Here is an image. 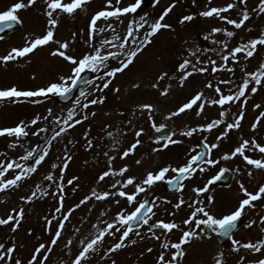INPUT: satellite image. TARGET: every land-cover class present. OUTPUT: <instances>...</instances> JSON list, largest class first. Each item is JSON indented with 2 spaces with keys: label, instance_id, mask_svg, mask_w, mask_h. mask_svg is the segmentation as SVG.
Listing matches in <instances>:
<instances>
[{
  "label": "snow or ice",
  "instance_id": "1",
  "mask_svg": "<svg viewBox=\"0 0 264 264\" xmlns=\"http://www.w3.org/2000/svg\"><path fill=\"white\" fill-rule=\"evenodd\" d=\"M40 2L44 9V15L47 19V28L45 34L32 39L26 38L25 46L21 48H12L11 51H9L6 55L0 57V63L6 65L11 61H16L26 57L30 58V55L34 54L38 48L56 44L58 47L55 50H52L50 55L52 57H59L72 65L70 74L67 76L61 75L59 77V82L50 83L48 86L39 88L37 90H18L15 86L5 90H0V101H12L15 103L19 101L20 98L27 99L33 97H50L55 95L65 101H70L71 107L67 109L64 115L57 116L52 120H49V118L53 116V111L52 109H48V114L43 118L36 116L31 120L30 123L20 121V123L15 127L0 129V137H15L16 140L19 141L23 137H27L29 135V132L27 131L29 127L37 125L43 119L48 120L49 124L55 126L53 132L51 133V139L48 141L49 146H51V142L56 140L57 137H60L61 135L67 133L69 129H73L77 125L82 124L85 120H88L89 114L85 110L89 109L91 106L103 104L105 101V97L103 95H97V93H104L106 89H109L117 75L125 72V70H127L134 63L135 59L144 50V48L152 42L153 36H155L162 29L171 28V25L163 23V21L165 17H167L169 13L172 12L173 8L175 7V3L168 6L159 16V18L153 23L148 22L146 15H141L139 16L138 20L133 18L129 21L126 33L123 37L116 33L110 39L103 38L97 40V37L101 36V34L105 33L106 31L111 30L113 33L116 32L115 27L112 24H106V27H97L98 21L103 20L107 22L110 20V18L119 20L121 16L130 13L135 14L139 9H141L143 3V0H136L135 3L129 5L128 7L120 8L118 6L114 7L112 5V0H106V10L96 12L92 16L89 23V39L87 41V45L90 51L81 57H77L69 51V41L61 42L54 39V35L60 23L61 14L71 17L76 14L78 10L83 12L86 6L91 3V0H67V2L66 0H40ZM120 2L121 0H116L117 5H119ZM209 2H211V0H209ZM238 2L241 5L247 4V0H238ZM37 3L38 0H27V3H25L24 0H20V2L15 3L8 10L0 13V33H4L6 30L12 29L16 25L22 23L17 13L20 10L30 8ZM155 3L158 4L159 0H155ZM235 7L236 4L234 3H230L223 8L213 7L209 10L200 12V16L212 17L215 15L218 18L225 20L227 24L233 25L236 29H240L244 26L245 22L249 20V14L246 10L241 11V17L239 21L221 16V13L228 12ZM259 9L261 12H264V0H260ZM193 19L194 17L192 15H185L180 20V23L183 24L186 21L191 22ZM146 25L147 30L141 36L140 30L145 29ZM212 32H223L227 37H233L235 35L234 32L221 28H215L212 30ZM209 38L210 36H205V39ZM3 39L4 36L0 35V40ZM220 43L224 49L228 48L226 42L221 41ZM258 45L264 46V35L246 43H242L241 45L231 49L228 54L222 55L221 59L223 63L219 67H213L212 71L215 72L226 70L228 72H233L234 69L228 67L229 58L231 57L233 60H236L237 54L240 53H243L246 59L251 58L254 55ZM198 51L199 49L196 50V52ZM196 52H192L191 56L195 57ZM112 61L115 62V66H112L110 63ZM211 63L214 66L216 65V61L214 60L211 61ZM199 64H202L199 59H196L195 62H193L192 59H184L181 63H179L177 67V74L179 77L178 84L180 87H183L185 81H187L190 77L209 71V69L206 67H197ZM86 72L94 73L95 77L93 79L87 78L84 75ZM246 75L248 78L244 79L242 83L237 86V91L228 95H225L222 92L219 84L215 86L212 83L206 84V88L213 89V91L218 94V98L211 99L208 101V103L210 105L220 106L222 109L219 114L221 118L214 119L204 126L182 131L179 133V135L182 137H192L193 134L197 132H211L213 129L224 125L223 131L216 137V140L220 141L227 137L231 130L239 129L241 127V121L244 119L243 110L238 113L237 118L234 119L232 123H226L225 118H229L231 113L225 108V106L228 105L231 107V105L239 101L241 97H245L247 91L255 93L257 91L256 86L264 85V64H261L256 72L246 73ZM168 76L169 73L167 72L161 73L158 76L156 83H153L151 87L154 89L159 88L160 82L164 81ZM231 83V80L220 81V84L223 85H229ZM250 84L253 85L251 88H249ZM133 87L139 88V84H134ZM170 88L171 85H168L160 92V94L162 96H167L169 94ZM89 89H91V91H89ZM113 91L118 93L120 89L114 88ZM204 96L205 93L197 92L188 102L183 103L176 110L170 111L169 114L165 116V120L171 121L173 118H178L182 114L186 113V111L192 110L194 106L199 107L200 111L196 114L200 115L204 108V104L200 102L204 99ZM241 103L246 104L247 101L244 100L241 101ZM255 107L259 108L260 105L257 104ZM139 111L142 114L146 113L147 120L150 122L151 128L154 129L156 133H161V135L158 136L154 141L156 144L161 145V147L153 148L154 152L167 149L170 145H178L183 143L182 140L173 138L176 136L175 132H172L171 135L163 133V129L166 127V125H156L154 120L155 107L152 104L140 105ZM91 115L95 116L96 113L92 112ZM261 116L264 117V112L261 113ZM259 123L260 120L257 119L256 123L252 125L253 130L256 129ZM129 124H131V121H129ZM46 132H48V128L41 127L31 134L34 136H39L41 133ZM143 132V128H140L134 132V136L136 137L135 143L131 144L126 150L122 152L121 159L135 153V150L141 144L139 137L143 134ZM109 135L112 134L109 133ZM206 140L207 138L205 137V141ZM69 143H71V141H69ZM88 146L89 148L92 147L91 140L88 141ZM9 147L15 148L17 147V144L12 143L9 145ZM197 147H199V145ZM203 147L207 149V153L204 151H198L197 148H193L190 151L195 154L190 155L187 162L181 166L173 167L168 165L160 168L156 172L148 171L145 177L139 183H137L136 178L132 176H129L127 179L122 181H113L111 183V188L115 189V191L97 193L95 190H93L91 195L86 196L80 201V203L76 204L67 212H64L63 193L65 185L62 183L63 173L66 171L68 167V161L71 159L70 156H67L66 158H62L64 160L62 164L52 165V169H61L59 182L54 180L53 173H49L44 177L45 181L50 182L47 187L42 189L40 184H37L35 185V191H32L28 196L21 197V199L24 200L25 203H31L33 198H37V193H40V196H47L49 195L48 188L52 187V182H55L56 187L51 195L58 199L59 206L55 211L57 213H61V216L57 217L53 215L51 220L47 219V217L45 218L46 223L49 226L52 224L53 220L57 221V230L55 231L54 237L50 241L51 246H55L57 241L60 240L61 234L65 227V222L70 220L73 212L93 199L96 201H105L109 199V197H121L125 199L127 204L136 205L134 210L131 212H128L127 209H125L117 213L116 217L113 218L111 223L104 221L103 223L105 224V227L103 229H99L98 225L94 224L93 227L98 228V235H95L94 238L88 240L87 243H85L87 238L80 241V243L84 246L78 252V255H76L75 258L71 260V264H87V261L89 260V253L97 252V246L103 243L106 236L115 237L117 233H119V241L108 248L106 252V255L110 256L111 253H115L128 246L125 241L129 240L130 234L140 237L141 233L138 229L144 226H148L147 231L152 233L153 237L156 239H159L160 237L156 235L154 229H163L168 232H172L174 229H176L182 232L179 242L171 243L170 245L164 243L161 245V247L164 249H174L175 251L171 252V258L168 260H165V255L161 253V255L158 257L157 264H179V260L182 259L186 254L183 246L191 243L192 240H199L205 236H208V232L206 230H210L211 233L219 237H226L230 239L232 245L234 246V250L237 252L239 251L240 247L254 253L261 252V250L264 249V240L258 241L257 243L248 242L241 244L239 240L233 238V233L238 228L239 222L245 215V209L254 208L255 204L253 202L260 200L262 196H264V185L260 186L257 192L252 193L249 192L247 188H245V186L241 183L239 187L246 198L240 201L239 206L234 211L228 214H222L220 216L214 214L211 208L206 207L205 201L203 200L196 201L195 203H188L181 197L179 202L175 204L174 207L179 209L182 205L187 203V206L192 209L189 217L183 220V225L190 226L188 227V230H183L181 226L175 222L165 223L164 221L160 220L152 224L149 223L156 215L154 208L158 207V205H156L155 201H150L147 198L138 199V197H141V194H145L146 196L152 187L158 182H166L167 184L171 185L176 192H182L185 187V181L193 179L197 171L202 173L208 170L205 165L216 167L220 164L221 160H231L237 155L242 157L243 160L246 161L247 165L253 166L256 169L264 170V159H254L245 154L246 150L257 151L260 154H264V146L257 143L254 138L251 140L241 141L239 146L236 147L230 154H224L219 159L209 158L212 150L219 147L218 143H212L209 145L205 142ZM0 155L4 154L0 153ZM48 155L49 152L47 149L37 153L36 148H33L31 150H27L25 155L19 157L20 161H31V163L27 165L16 160H12L7 163L0 162V192H6L9 189L18 187L20 181L28 179L30 174L37 172L38 167L42 165ZM104 155L107 156L108 153H104ZM112 159H115V157H111L109 159V165L111 164ZM136 164H141V161L136 160ZM9 170L14 172V176L11 179H6L5 177ZM128 171L129 169L126 166L120 168L118 171H113L109 167L108 170L99 175L98 182H102L105 180V178L114 176L124 177ZM228 171H230V169L221 168L216 175L212 176L208 180L207 184L203 188L194 189V191H198L200 193L208 192L210 186L220 181ZM169 173H172V176H169ZM248 175L251 176L252 173L249 172ZM77 179L78 177H74L73 179L68 180L67 183L71 185L74 183V180ZM129 186H132L133 188L131 193L127 191ZM75 190L76 189L74 188L73 191ZM166 202L171 203L170 201ZM115 203L119 204L120 200L116 199ZM206 204H214V198L208 197ZM12 213H14V215ZM24 215L25 213L23 208H20L19 210L13 208L7 218H0V225L11 224V231L15 233L19 228ZM103 215H105V213H101V216ZM255 223L256 221L253 220L250 223L244 225V227L251 228ZM260 223L264 224V217H261ZM48 230H50V228ZM76 231L79 232L80 230L76 229ZM262 231H264V229H262ZM208 238H210V236H208ZM71 243V240L67 242L68 245H71ZM130 243L134 245L136 240H131ZM51 246L40 244L34 250L31 259L28 261V264H37L38 257L40 258V264H45L48 259V255L45 254L41 256V253H51ZM15 250L16 246L14 244L5 249V244L0 243V262H3V264H9V262L12 260V254L15 252ZM147 251L150 253L152 252V249L149 248ZM214 259L215 264H225L223 252L219 253ZM243 259L244 258L241 259L240 264H243ZM15 264H22V261L17 259ZM112 264H115L114 260L112 261ZM255 264H264V259L256 261Z\"/></svg>",
  "mask_w": 264,
  "mask_h": 264
},
{
  "label": "rangeland",
  "instance_id": "2",
  "mask_svg": "<svg viewBox=\"0 0 264 264\" xmlns=\"http://www.w3.org/2000/svg\"><path fill=\"white\" fill-rule=\"evenodd\" d=\"M104 0H91V3L87 6L89 7V13L87 14L86 18L80 23V26L84 27V32L80 35L83 37L84 42L87 44V41L89 39V33L86 28L87 22H89L92 18V16L98 12L101 11L104 7H101V4ZM217 0H159V3L156 4L155 1L152 5V7L146 11L141 12L137 16L134 14H128L122 16L119 20L115 21V30L116 32L113 33L111 30L106 31L105 33L101 34V36L97 37V40L103 39V38H111L113 35L118 33L120 36H124L125 32L127 30L128 23L131 19H139V16L146 15L147 20L149 23L155 22L159 16L163 13V11L170 6L171 4L175 3V7L173 8L172 12L169 13L167 17H165L163 23L171 25V28L175 29V26L173 24L174 19L177 23H180V20L185 15H191L190 12L193 13V15L197 12L198 16H200V12L209 10L216 5ZM20 2V0H0V13L8 10L12 5L15 3ZM25 3H27V0H24ZM67 2V0H66ZM236 2V1H235ZM133 3L132 0L127 2V5H131ZM247 4L249 6H244L243 8L248 12L250 9L255 10V14L252 15L253 17L257 16V21H264L263 20V14L264 12H261L259 9L260 0H248ZM126 4L123 1L121 3V8L124 7ZM237 8V7H235ZM96 9V10H95ZM249 9V10H248ZM242 9L238 10L241 11ZM79 10L76 14H74L71 17H68L64 14H61V20L60 23L55 31L54 39H59L58 34L61 35L63 32L64 36V30L66 31L68 40L70 41V49L69 51L72 53L71 47L74 46V28L75 27V19L78 17ZM17 15L19 16V19L24 21L26 23V31L23 35H20V33H14L11 34L9 37L0 40V57L6 55L9 51L7 49H2L3 45H5L9 40L12 39V37H16V44L13 48H21L25 46V41L27 39H32L37 36H42L46 32L47 28V19L44 15V9L43 6L38 0V3L36 5H33L30 8L20 10ZM250 15V14H249ZM215 16V15H214ZM221 16H225L224 14H221ZM250 15L251 21L254 22V18ZM216 20L219 18L215 16ZM209 18V17H207ZM122 21V23H121ZM257 21L253 23V28L256 27ZM256 23V24H255ZM106 22L101 20L97 22V27H103L106 26ZM177 26V24H176ZM206 27V26H204ZM203 27V28H204ZM247 28H251V22H247L246 25ZM261 27V26H260ZM147 25L145 26V29H141L140 31L141 36L146 31ZM170 29L169 32H170ZM202 29V28H201ZM63 30V31H61ZM199 31V30H198ZM197 29H177L175 30V37L179 33H182L179 35V38L177 39L179 42V48L181 52H184L185 49L188 51V58L192 59L193 62H195L196 59H199L202 64L197 65V67H206L208 68V62H207V56L202 57V53H204L203 50H205L201 43V37L199 35V32ZM247 31V33H246ZM167 33V29H162L161 32L158 33V35ZM201 33V31H200ZM254 33L252 30L248 32L246 28H241L240 30V37H245L244 39H241L240 44L246 43L251 40L250 37H248L247 34ZM202 35V33H201ZM247 35V36H245ZM62 36V35H61ZM258 33H255L253 38H258ZM158 40V38H157ZM158 42H160V45L157 48L155 45L151 46L150 49L144 50L140 55L137 56L134 63L122 74H118L117 77L113 80V85H110L112 87V90L114 88H119L120 91L117 93L113 91L115 95H113V99H109L108 89L104 91V93H97V95H103L105 97V101L103 104H97L94 106H91L89 109L85 110L89 114L88 120H85L82 124L77 125L73 129H69V131L60 137H57L56 140L53 141V143L50 146L49 149V155L46 157L45 161L42 163L41 166L38 167L37 172L34 174H30V177L28 179L22 180L19 182V186L16 188H12L7 190L6 192H0V218H7V216L11 213V210L13 208L19 210L20 208L24 209V219L27 218L24 224L31 222L37 224L41 227V224L43 225V233L42 236L45 235L46 242L48 243L46 246H51L50 241L54 237L55 231L57 230V221L53 220L52 224L50 226H54L51 230H48V228L45 230L46 220L45 218L51 220L53 215L60 217L61 213H57L55 210L59 206L58 199L56 197L50 199V201H46L47 198L51 197V193L54 191L53 189L56 186L55 182H52V187L48 188L49 195L47 196H40V193H37V198H33L31 203H25L24 200L21 199V197H25L31 194L32 191H35V185L40 184L41 188H45L48 186L50 182L45 181L44 177L45 175L49 173L54 174V180L56 182L59 181V176L61 174V169L56 168L52 169L53 164H62L64 160L62 158H66L67 156H70L71 158L74 157L72 162L71 160L68 161V167L66 171L63 173V181L62 183L65 185L64 187V203H63V211L67 212L69 209L73 208L74 205L79 201L84 199V196L81 195V187H89V184L87 182H93L95 180V170L92 171L88 176L84 177L86 172L89 170V156H86V163L81 159L82 156L85 155L84 149L86 146H88V141L91 140L92 142V148L96 150V153H100V149L102 147L99 138L101 135L107 131L111 130L114 132H124L123 131V125L125 124V120L122 121L120 118V104H124V106L128 108H136L139 107L142 103H147L153 101H160L161 104L177 99V93L176 89H171V92L167 96H161L158 98H152L151 93L149 90H152L151 85L153 83H156L158 76L165 71V64L163 61L167 59L166 54V47L169 45L168 39L167 42H165V39L159 38ZM57 48L56 44H51L49 46L41 47L40 52L37 51L35 55H32L31 58H23L18 59L16 61H11L8 63V65H11L12 69H0V80L8 79L11 81L9 84H4V86H0V89H6L10 87L12 84H16L18 88L24 89H39L42 87L48 86L50 83L59 82V77L61 75L67 76L70 74L71 66L69 63L65 62L64 67L63 63L61 61V58L59 57H52L50 55V52L52 50H55ZM199 49L198 52L196 50ZM90 51V50H89ZM192 52H196V56H191ZM209 53V52H205ZM73 54V53H72ZM213 58H215V54H211ZM162 57V59H161ZM249 63L246 62V65ZM7 65V64H6ZM115 65V62H112V66ZM204 73L196 74L192 77H190L187 80V85H189V89L191 90V93H197L201 90V85H203L201 82V75ZM34 77V78H33ZM199 80L200 82H197L193 85L191 83L192 79ZM178 74H174L170 79H167L160 82V86L163 84L168 85H179L178 84ZM204 82V81H203ZM3 83H0L2 85ZM134 84H139V88H134ZM218 85V83H216ZM109 87V88H110ZM225 92H227L225 95L233 93L236 88L234 85H227L222 88ZM91 91V89H89ZM138 95L141 97V100L136 99L134 96ZM218 96V95H217ZM243 100H247V96L243 97ZM140 104H139V103ZM58 104V103H57ZM54 101V95L49 100L48 103L43 104L40 106L41 112H37V108L33 106L32 108V116H40L44 117L48 114V109H52L53 116L49 118V120L54 119L57 116H62L66 113L67 109L71 107V102L63 105L58 104L57 105ZM54 107H57L58 109H53ZM163 106L160 105L159 110ZM79 111V109H78ZM95 112L96 115L92 116L91 113ZM7 119L13 120L11 121L10 125H6L4 120L1 118L0 114V129H3L4 126L10 128L15 127L17 124L20 123V121H24L25 123H30L33 119L32 117L28 118H21L26 113L22 107H19L16 104H12L10 107L6 108ZM21 118V119H20ZM92 119L94 122L93 126H89V120ZM132 119V125L131 127H137L140 126V123L137 122L135 118ZM165 119L162 118L160 123L158 125L163 124ZM198 121L196 119L193 120V123H197ZM41 127H47L48 132L52 129L54 130V125L49 124L48 120H41L37 125L31 126L27 129L29 132L30 141L28 142H21L17 141L15 137H11L14 140H6L4 141L5 137H1L0 139V146H2L3 143H6L9 147L10 144L15 143V140L17 141V147L13 148L12 157H6L7 160H16L19 159L20 156L25 155L27 150H31L35 148L37 142L39 139L44 138L45 135L48 133H41L39 136H34L31 133L34 131H37ZM138 128V127H137ZM71 141V143H69ZM1 153V152H0ZM111 155H108V158L113 157L112 153ZM80 155V159H78ZM102 155V154H101ZM116 155V152L115 154ZM5 160V156L0 155V162H3ZM109 160V159H108ZM83 162V163H82ZM99 162L98 159H95L91 161L89 164L96 165ZM71 163H75V168H73L74 174H70L68 172L69 165ZM19 171V170H17ZM12 173H14L11 170ZM136 176H140V171L136 170ZM74 177H78L77 180H74V183L69 185L67 182L68 180L73 179ZM89 177V180H88ZM7 179V175L5 177ZM103 182H100V184H97L95 187H97V190L102 191L103 188ZM53 188V189H52ZM76 189L73 191V189ZM48 205L49 210H44L45 206ZM94 207L89 203L82 205L79 209H77L75 212H73L70 220L68 222H65L64 230L61 234L60 240L57 241V244L55 246H51L52 250L51 253H41V256L47 254L48 259L45 262V264H71V260L75 258L78 253L76 252L78 250V246H81L80 243L81 240H85V243L88 242V240L95 237V235H98V228L103 229L105 227L104 222V215L97 216L93 214ZM14 215V213H12ZM94 224L98 225V228L93 227ZM104 218V219H103ZM17 229L15 233L11 231L12 225H0V243L5 244V249L11 245L16 246L15 252L12 254L22 256L26 259V264H28V261L31 259L33 255V250L36 249L40 242H43L45 244V241L43 239L40 240L37 233L33 229H26L23 233H20L19 230L21 229L22 222ZM106 221V220H105ZM45 224H44V223ZM76 229H79L80 231L77 234ZM40 232V230H38ZM15 236H14V235ZM63 239H66L67 241L71 240V245L68 246V249L62 251L60 247V241ZM39 242V245L36 243ZM107 245L105 243L103 246ZM162 245V244H161ZM28 246L29 252L23 251L24 248ZM84 246V245H82ZM100 247L99 249L103 248ZM99 247V246H97ZM69 254L70 262L67 261L66 256ZM101 255V254H99ZM0 264H3V262H0ZM37 264H40V258L37 259ZM87 264H90V261H87Z\"/></svg>",
  "mask_w": 264,
  "mask_h": 264
},
{
  "label": "flooded vegetation",
  "instance_id": "3",
  "mask_svg": "<svg viewBox=\"0 0 264 264\" xmlns=\"http://www.w3.org/2000/svg\"><path fill=\"white\" fill-rule=\"evenodd\" d=\"M188 102V100H180L176 102L171 108H178L183 103ZM170 102H165L169 104ZM208 101H206V107L201 114L203 116L200 118L201 121H204L208 118L209 111L207 110ZM210 105V104H209ZM214 108L218 107L217 115L220 116L222 109L218 105H211ZM225 108L233 114V109L236 111V115L230 116L226 119V123H232L234 119L238 116V107L231 105L225 106ZM232 109V110H229ZM200 111V110H199ZM197 111V112H199ZM192 110L186 111L178 118H173L171 121H168L169 126L172 128L173 132L176 133L174 139H180L183 143L178 145H170L169 148L164 149L159 152H153V155L148 158L150 165L142 167L140 171V176L138 177L137 183L142 181L148 171L156 172L162 167L171 165L173 167H178L187 162L190 155L195 153L190 150L194 148V145L198 141H204L211 145L212 143H218L219 147L213 149L209 158L219 159L224 154H230L236 147L239 146L240 142L243 140L258 139L262 146H264V124L261 126L260 132L249 133L245 130L250 127V122L242 124L239 129H233L229 132V135L224 139L217 141L216 137L221 134L224 129L222 125L219 131L216 133L211 132H197L193 134L192 137H182L179 135L180 132L188 130L191 128V118L193 116ZM235 113V112H234ZM155 114V113H154ZM143 114L140 112L139 117H142ZM155 120V117H154ZM254 121V120H253ZM205 137L207 140L205 141ZM158 147H161L159 145ZM198 150V149H197ZM199 151V150H198ZM246 155H249L254 159H264V154H260L257 151H247ZM208 169L206 172H199L195 174L194 178L191 180L185 181V187L182 192H176L171 185L167 187L161 183H157L152 187V189L145 194H141V198H147L150 201H155L158 207L154 208L156 215L152 218V223L156 221L175 222L181 226L183 230H188V227L183 225V220L187 219L192 211L187 206V203L182 205L179 209L174 207L175 204L179 202V199L182 197L188 203H195L196 201L203 200L205 201V206L212 209L214 214L220 216L222 214H228L234 211L242 199L246 198L240 190L239 185L242 183L249 192L255 193L258 191L259 187L264 185V170L256 169L253 166L247 165L246 161L242 157L237 155L231 160H221L220 164L216 167H211L205 165ZM221 168L230 169L229 173H225L221 181H218L216 184L210 186V189L206 193H200L194 191V189L203 188L208 180L216 175ZM251 172L252 175L249 176L248 173ZM172 176V173L168 174ZM129 193L133 191L132 186H129L127 189ZM208 197L214 198V204L207 205L206 201ZM158 198V199H157ZM170 201L171 203H167ZM127 202H125L126 204ZM255 204L254 208H246L245 215L242 217L239 222L238 228L233 233V238L239 240L241 244L252 242L257 243L258 241L264 240V224L260 223L261 217H264V196L258 201L253 202ZM127 209L130 212L129 206H126L123 210ZM122 210V211H123ZM255 220L256 223L253 224L251 228L244 227V225ZM148 226L141 228L140 233L141 237L139 239L138 248L136 249V254H132L131 251L125 252V249L122 248L120 254L117 258V261L122 264H156L158 260V245L159 241L155 243L152 233L147 231ZM208 236H205L199 240H192L191 243L184 245L185 256L179 260V264H215V257L219 253H224L225 264H240L241 259H243V264H255L256 261L264 259V249L259 253L251 252L247 249L240 247L239 251L234 250V246L231 243V240L226 237H219L210 230H206ZM182 232L180 230L174 229L172 232H168L162 229V235L159 236L167 244L179 242ZM158 236V235H157ZM153 238V239H152ZM239 247V246H236ZM151 248L152 252H148L147 249ZM175 251L170 249L169 253H165V257L171 258V252ZM129 258L131 260H129Z\"/></svg>",
  "mask_w": 264,
  "mask_h": 264
},
{
  "label": "water",
  "instance_id": "4",
  "mask_svg": "<svg viewBox=\"0 0 264 264\" xmlns=\"http://www.w3.org/2000/svg\"><path fill=\"white\" fill-rule=\"evenodd\" d=\"M151 0H144V9L148 8L149 7V4H150Z\"/></svg>",
  "mask_w": 264,
  "mask_h": 264
}]
</instances>
